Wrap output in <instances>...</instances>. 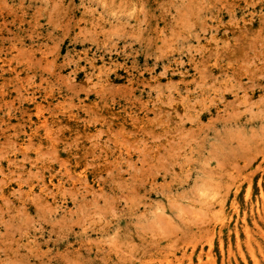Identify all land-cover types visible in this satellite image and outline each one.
I'll list each match as a JSON object with an SVG mask.
<instances>
[{"label": "rangeland", "instance_id": "374dc122", "mask_svg": "<svg viewBox=\"0 0 264 264\" xmlns=\"http://www.w3.org/2000/svg\"><path fill=\"white\" fill-rule=\"evenodd\" d=\"M262 169L264 0H0V264H264Z\"/></svg>", "mask_w": 264, "mask_h": 264}, {"label": "bare ground", "instance_id": "6f19581e", "mask_svg": "<svg viewBox=\"0 0 264 264\" xmlns=\"http://www.w3.org/2000/svg\"><path fill=\"white\" fill-rule=\"evenodd\" d=\"M45 136H46V132H45ZM50 136H51L50 133H48L47 134V140H46L47 142L51 139ZM44 140H45V138H44ZM15 144L19 150H21L22 152H25L23 139H20L19 137H17L15 139ZM50 144L55 149H58V147L56 146V143L51 142ZM259 168H261V166H259ZM246 178H247V182H248V189L246 191L247 193H246V200L245 201L247 204L250 205L251 209H253L254 206L256 208H259L258 200L254 201L252 199V186H253L254 178L252 177V174L248 175ZM258 183H259V186L264 184V169H262V174L260 175V179H259ZM50 185H53V179L52 178L49 179L48 186H50ZM71 185H73V183ZM232 188H233V191H232V196L230 198L229 206L227 205L228 199L227 200L224 199V200L220 201L218 203L215 215L212 216L211 227H209L210 229H209L208 237H207V240H208L210 247H211L212 242L214 240L215 234L219 235V240L221 241L220 243H222L223 233L227 229H228L227 238L229 240V243L231 242L233 235H234L235 239H236V236L238 235V220L235 219L236 218L235 216H236V214H238L237 199H238V193H239L241 186L239 184L233 185ZM263 198H264V191H261L262 201H263ZM232 225H233V227H231ZM236 242H237V239H236ZM194 249H192L191 251L183 250L181 252L180 257H175L176 262L178 264H193V256L195 254ZM250 252H251L252 256L254 257V255H255L254 250L250 249ZM184 260H187V261H184ZM204 260H205V258H204ZM197 262H198V264H213L211 257L207 258V261L205 263L202 262V250L200 251V254L198 255ZM255 263L259 264L258 261H255ZM167 264H168V261H167Z\"/></svg>", "mask_w": 264, "mask_h": 264}]
</instances>
